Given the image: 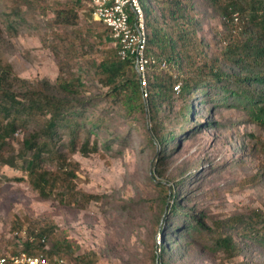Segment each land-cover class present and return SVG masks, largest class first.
Segmentation results:
<instances>
[{
  "label": "rangeland",
  "instance_id": "374dc122",
  "mask_svg": "<svg viewBox=\"0 0 264 264\" xmlns=\"http://www.w3.org/2000/svg\"><path fill=\"white\" fill-rule=\"evenodd\" d=\"M73 1L0 0V64L9 65L13 76L56 96L54 85L62 71L65 77L81 80L85 119L103 121L89 138L90 145L97 139L99 150L86 156L79 151L70 153L66 136L56 146L79 165L76 190L99 200L80 206L38 196L24 170L25 158L19 156L23 140L44 122L43 118L30 120L4 147L5 157H13L15 165H0V253H10L16 241H22L15 232L31 235L32 225L51 222L73 244L76 255L94 251L98 264H159L154 255L162 246L160 229L169 206L178 201L202 213L218 232L233 236L240 253L227 258L223 251L190 240L193 246L188 250L173 248V264H264V247L241 234L243 222L255 215L264 218V126L249 121L241 107L197 103L192 125L207 121L210 125L174 142L160 179L155 155L159 147L151 143L150 121L131 118L111 105L105 98L107 89L94 76L91 61H98L103 50L114 47L111 38L103 45L94 43L88 33L98 31V25L83 10L73 28L52 25L55 9ZM194 8L199 20L197 37L207 60L217 57L245 27L238 15L237 24L231 18V26L207 0H195ZM17 9L18 17H8L10 10ZM64 39L74 41L71 50L64 47ZM177 84L181 81L174 86ZM21 87L14 84L13 90L22 95ZM173 91L177 97L179 92L174 87ZM180 102L174 101L173 111ZM112 139L110 148H105ZM56 166L53 157L42 162L48 171ZM158 182L171 192L164 207L166 193ZM178 182L181 184L176 186ZM176 189L180 199L174 200L172 191Z\"/></svg>",
  "mask_w": 264,
  "mask_h": 264
},
{
  "label": "trees",
  "instance_id": "16d2710c",
  "mask_svg": "<svg viewBox=\"0 0 264 264\" xmlns=\"http://www.w3.org/2000/svg\"><path fill=\"white\" fill-rule=\"evenodd\" d=\"M207 1L221 11L230 25L235 13L245 23L240 36L229 45H224L217 57L209 60L203 54L202 42L197 37L199 20L194 8L195 0H140L145 18L146 52L156 60L149 67L148 97L145 100L133 60H122L113 40L114 47L103 50L98 61H91L94 76L101 87L107 89L105 98L111 105L131 118L141 117L150 121L151 143L159 147L155 155L156 166L160 167L156 176L160 179L164 175L168 154L174 151V142L202 126L210 125L208 121L192 125L197 118V103L214 102L222 108L241 107L249 121L264 126V0ZM80 10L91 17L87 2L74 0L55 9L52 25L73 28L78 24ZM19 15V9L10 10L8 17ZM96 24L98 31L88 35L94 43L103 45L106 38H111V33L101 23ZM63 43L69 50L74 45V41L67 39ZM63 74L62 71L58 75L54 85L59 94L56 96L49 90L36 88L33 83L13 76L9 65L0 64V165H15L13 157L4 155V147L9 145L7 140L20 128H26L30 120L43 118L42 126L28 134L21 143L19 156L25 158L24 170L29 183L42 199L52 198L65 205L85 206L99 200V197L76 190L79 165L67 159V154L57 149L56 144L61 142L62 136H66L67 151L70 153L79 151L84 156L95 153L99 150V143L94 139L90 145L89 138L93 131L101 129L103 121L85 119L86 104L80 102L83 84L76 77H65ZM177 81L181 84L175 97L173 87ZM17 83L22 86V95L13 90V85ZM176 100L181 101L180 107L173 111L172 104ZM164 108L168 110L165 114L162 113ZM83 136L85 141H82ZM112 142L113 139L109 140L105 148H110ZM46 157H53L57 162L54 171L42 167ZM158 185L166 193L162 202L164 207L166 199L171 197L170 188L166 189L159 182ZM172 194L174 200L180 199L179 189ZM169 207L160 229V253L154 255L159 264H173V248L188 250L193 241L204 248L223 251L227 258L240 253L233 236L209 226L202 213L197 214L193 208L183 207L178 201ZM253 217L249 222L242 223L241 234L264 247V218ZM231 221L232 218L228 220ZM29 232L34 237L32 243L16 241V248L7 254L0 253V257L24 253L29 256L43 255L49 259L59 257L64 264H98L99 256L94 251L76 255L73 244L66 241L51 222L32 225Z\"/></svg>",
  "mask_w": 264,
  "mask_h": 264
},
{
  "label": "built area",
  "instance_id": "2783aa9c",
  "mask_svg": "<svg viewBox=\"0 0 264 264\" xmlns=\"http://www.w3.org/2000/svg\"><path fill=\"white\" fill-rule=\"evenodd\" d=\"M90 9L91 20L101 23L110 30L111 40L118 46V56L122 59H131L138 75L142 98L147 96L149 67L156 60L146 52V30L144 10L140 0H85ZM235 24L238 22L237 14L232 16ZM163 67V65H162ZM179 85L174 90L179 92ZM14 236L21 237L22 241L32 243L34 237L23 236L15 232ZM0 264H64L63 259L53 257L49 259L43 255L29 256L24 253L0 257Z\"/></svg>",
  "mask_w": 264,
  "mask_h": 264
}]
</instances>
